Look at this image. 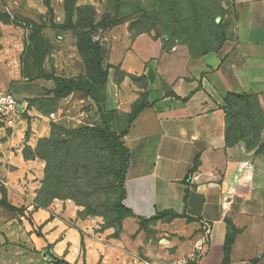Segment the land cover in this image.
Segmentation results:
<instances>
[{
  "label": "crops",
  "instance_id": "crops-1",
  "mask_svg": "<svg viewBox=\"0 0 264 264\" xmlns=\"http://www.w3.org/2000/svg\"><path fill=\"white\" fill-rule=\"evenodd\" d=\"M221 3L233 16L226 40L218 50L199 58L194 57L188 47L166 50L161 41L144 34L132 35L126 29L125 34L110 37L112 46L106 65L111 67V72L119 71L120 75L109 76L104 105L106 110L115 111L122 121L128 122L135 106L144 99L148 103L124 138L130 152V167L123 205L136 217L151 218L157 213L174 211L193 218L191 222L187 219L161 222L154 228H166L172 233L171 240L160 239L172 247L173 257L191 254L194 243L203 233V224L208 223L211 246L202 264H264V213L246 209L234 211L230 204L223 205L228 196V174L234 165H239L243 155L251 156L243 144L229 146L227 143L224 98L229 93L255 95L264 112V0H221ZM76 44L77 37L74 42L77 49ZM115 44H118L116 48ZM48 58L49 55L43 69L51 74L46 70ZM32 65L37 73L33 59ZM84 76L85 70L79 69L77 76L62 78ZM140 77L146 78L145 87L132 82ZM54 87L50 88V93ZM42 98L43 109L42 105L31 106L27 117L19 120L13 129L0 131V181L7 196H36L42 186L45 162L26 158L24 151H34L41 139L50 138L51 125L57 123L50 120L44 106L53 107L56 113L50 114L55 119L57 113L64 112L72 102H75L74 108L84 103L93 104L80 92L64 99H55L52 93ZM91 109L89 114L95 118V110ZM78 111L89 117L82 109ZM197 158L198 166L188 179ZM254 183V178L247 176L239 184L247 187ZM185 196H188L187 201ZM77 212L76 207L64 201L35 211L32 221L45 236L39 239L42 247L57 242L55 248L75 249L76 246L69 244L68 236L69 230H74ZM226 219L239 230L229 262H225V243L231 231ZM122 229V241L133 233L137 235L136 245H145L141 239L145 231L136 218L126 217ZM149 244L145 245L147 249ZM95 245L96 250L88 252L87 264H96V258L102 257L98 249L105 245ZM114 246L116 244L112 243L111 248ZM166 253L168 251H161L157 257H165ZM108 259L102 264H132L127 258L112 262ZM156 263L158 260L153 262Z\"/></svg>",
  "mask_w": 264,
  "mask_h": 264
},
{
  "label": "rangeland",
  "instance_id": "rangeland-1",
  "mask_svg": "<svg viewBox=\"0 0 264 264\" xmlns=\"http://www.w3.org/2000/svg\"><path fill=\"white\" fill-rule=\"evenodd\" d=\"M65 5L71 16L70 27L101 21L119 24L111 30H97L92 35L103 50L104 69L107 68L108 51L112 46L110 37H119L126 30L132 35L144 34L159 40L166 50L177 46L188 47L194 57L199 58L219 48L226 39L227 27L233 17L221 0H0V15L8 13L11 16L10 23L0 17V92L11 93L21 105L26 106L16 123L27 117L31 106L42 105L43 109L42 97L50 95V88L54 86L53 82L38 79L33 70L32 58L27 50L28 44L32 47L29 42L32 28L28 24L42 25L41 35L50 45L46 62L48 73L70 77L77 76L79 69L85 70L83 60L74 48L75 38L82 31L64 32L51 27L52 21L56 24L65 22ZM114 29L116 31L112 36L110 32ZM84 55L89 59L86 49ZM91 67L93 70V64ZM109 74L113 78L120 75L119 71L111 72L110 69ZM145 81L146 78L140 77L132 82L145 87ZM103 101L104 94L99 93L96 102L92 100V105L84 103L74 108L75 102H72L64 112H58L55 119L50 114L55 111L53 107L50 104L44 106L50 120L57 122L54 139L50 143H42L36 150L46 159L49 184L40 196L38 192L42 186L36 196H7L8 202L20 210L18 212L11 213L0 206V264H55L56 260L67 264H87L88 252L96 250V243L105 245L98 249L102 257L96 258V264H102L105 258H109L110 262L127 258L132 264H153L155 260H158L156 264H171L182 258L173 257L172 247L161 241L160 238L171 240L173 237L166 228L154 229L161 222L150 226L141 236L145 245L151 243L149 249L145 245H136L137 235L133 233L126 241L120 239L124 230L121 226L123 215L118 206L126 192L130 159L124 168L118 156L109 154L98 136L84 139L70 134L78 128L104 129L107 126L111 133L120 136L127 127V121H122L118 113L105 112ZM92 107L95 118L89 114ZM79 109L89 117L79 114ZM103 115L105 124L101 120ZM238 119L234 130L239 129L240 134L243 130L245 137L237 144H243L251 156L243 155L239 165H234L235 168L228 174V196L224 198L223 205L230 204L234 211L246 209L264 213V112L252 99L250 109L242 105ZM5 128H8L7 125L0 123V131ZM119 142L126 146L124 138ZM227 143L229 146L236 145L232 138ZM260 145L263 146L261 154L255 155ZM121 165L123 171L119 172ZM247 176L254 178L255 183L241 186L239 183ZM1 199L3 196H0ZM63 201L78 210L77 218L73 220L75 231L69 230L68 236L69 244L76 247L72 250L69 247L58 249L60 247L55 248L57 242L53 246L42 247L39 239H45V236L41 228L33 223L32 214ZM30 205L33 206L31 210ZM112 243L116 244L114 248H111ZM161 251H168V254L157 257ZM111 256L113 259H110Z\"/></svg>",
  "mask_w": 264,
  "mask_h": 264
},
{
  "label": "trees",
  "instance_id": "trees-1",
  "mask_svg": "<svg viewBox=\"0 0 264 264\" xmlns=\"http://www.w3.org/2000/svg\"><path fill=\"white\" fill-rule=\"evenodd\" d=\"M50 11H52V8H50ZM65 12H66V20L62 24H56L55 22H51V27L55 30L69 32V31H82L78 33L77 35V50L79 55L81 56L83 63L85 65V76L79 77V78H62L58 77L55 74H46L43 69L44 61L49 53L50 45L48 41L44 40V38L41 35L42 31V25L35 24L34 22H31L28 24V27L32 28L31 36L29 38V42L31 43L32 47L30 48L29 44L27 46V50L29 51L33 63L37 69V78L41 80H45L48 82H53L55 87L53 91H51L52 95L55 99H64L68 96L72 95L75 92L82 93L86 98L94 100L96 102V95L99 93L104 94V101H103V107L105 112H110L116 114L115 111H108L105 108V101H106V94H105V88L109 81V69H111L110 66H107V68H103V50L101 46L94 41L92 38L93 33H95L97 30H111L112 28L118 26L119 24L113 23V24H106L104 21H101L99 23H89V24H81L80 26H74L70 27L71 25V16L69 14L68 8L65 5ZM2 19H4L5 22L10 23L11 22V16L7 13L0 15ZM226 40V39H225ZM224 40V41H225ZM223 41V42H224ZM222 42V44H223ZM221 44V45H222ZM220 45V46H221ZM219 46V48H220ZM218 48V49H219ZM87 50L90 54L89 59L85 58L84 50ZM217 49V50H218ZM91 64H93V70L91 67ZM252 99H255L258 103V106H260L257 96L255 95H247V94H236V93H229L225 96L224 102L226 105V124H227V142L232 138L233 142L237 144L239 141H244L243 137V130L240 134L239 129L234 130V124L237 123L239 120V116L241 114V107L243 105V108L250 109ZM144 99L141 103H139L135 108L133 109L132 113L129 116L127 127L124 130V132L118 136L116 134H113L110 132L108 127L104 129L100 128H94V127H83L78 128L76 130H73L74 135H78L80 137L90 138L92 136H98L105 147L107 148V151L111 155L118 156V158L121 160L122 165L124 168L128 166V160L130 159V152L126 146L122 142H119L121 138H125L128 135L129 129L133 123V121L138 117V115L148 106V103L145 102ZM99 112L101 111V108L98 109ZM103 110V108H102ZM250 115H247V118L251 119L249 117ZM102 123L105 124V116H101ZM239 125V124H238ZM55 127L56 124L51 125V136L48 139H41L36 147V149L33 151L31 149H25L24 155L28 159L32 158H39L42 161H45L46 159L44 157H41L38 155V152L36 153L37 148L40 147L42 143H50L51 140L55 137ZM240 127V126H236ZM69 131V130H67ZM72 131V130H71ZM233 131H236L233 133ZM242 135V136H241ZM117 143L115 144V142ZM262 145L258 147V149L255 152V155L261 154ZM35 154V155H33ZM198 158L196 159L194 168L190 171L188 179L193 174V171L198 166ZM121 165V168L118 170L119 172L123 171V166ZM45 179L42 183V188L38 192V195L42 194L45 188H47V185L49 184V167L46 166L45 168ZM51 186V184H50ZM1 194L3 196V199L0 200V206L6 210H8L11 213H15L20 211L18 208L11 205L7 200V193L6 189L1 186L0 187ZM124 198H122L121 204L118 206L119 212L123 215L122 216V222L126 217H132L136 218L139 221V225L141 230L147 232L153 224H156L158 222L162 223H170L175 219H187V221L191 222L193 221V218L188 217L185 214H178L174 211H168V212H162L157 213L155 216L151 218H143V217H136L132 210L126 208L123 205V201L126 197V192L123 194ZM188 196H185V201H187ZM81 213V212H80ZM79 213V216H80ZM168 220L166 221V219ZM226 223L228 227L230 228V233L227 235L226 243H225V262H229V256L231 252V247L234 243L235 236L239 233V230L236 229V227L233 225V223L229 220H226ZM122 226V225H121ZM55 264H67V262L63 260H56Z\"/></svg>",
  "mask_w": 264,
  "mask_h": 264
},
{
  "label": "built area",
  "instance_id": "built-area-1",
  "mask_svg": "<svg viewBox=\"0 0 264 264\" xmlns=\"http://www.w3.org/2000/svg\"><path fill=\"white\" fill-rule=\"evenodd\" d=\"M26 106L16 100L9 92H0V123L13 128L16 120L24 113ZM211 246V227L208 223L203 224V233L194 243L191 254L173 261L171 264H202V259L209 253Z\"/></svg>",
  "mask_w": 264,
  "mask_h": 264
}]
</instances>
